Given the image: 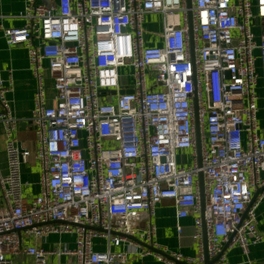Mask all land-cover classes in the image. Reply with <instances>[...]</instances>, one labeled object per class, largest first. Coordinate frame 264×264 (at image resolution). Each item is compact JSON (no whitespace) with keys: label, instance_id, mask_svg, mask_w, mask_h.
I'll use <instances>...</instances> for the list:
<instances>
[{"label":"built area","instance_id":"built-area-1","mask_svg":"<svg viewBox=\"0 0 264 264\" xmlns=\"http://www.w3.org/2000/svg\"><path fill=\"white\" fill-rule=\"evenodd\" d=\"M191 4L193 54L185 0H24L17 15L22 27H3L0 13L6 43L26 48L36 80L27 119L34 150L15 135L18 119L7 98L13 81L0 75L6 156L5 172L0 165V264L19 256L33 264L52 257L53 264H126L137 251L131 245L113 251L128 238L111 231L158 249L141 246L138 253L163 264H203L204 231L208 259L225 244L248 254L264 240L256 219L264 189L248 207L264 186V106L262 123L257 115L264 99L258 93L259 85L264 91V0ZM147 12L162 14L159 46L145 44ZM254 19L263 27L259 35ZM179 149L191 150L186 167L177 163ZM31 157L39 167V191L26 198L21 166ZM163 199L174 202L177 218L193 215L194 256L154 240L149 218ZM56 234H72L74 246L39 243ZM94 238H104L107 248L94 250ZM222 255L212 264H228Z\"/></svg>","mask_w":264,"mask_h":264},{"label":"crops","instance_id":"crops-1","mask_svg":"<svg viewBox=\"0 0 264 264\" xmlns=\"http://www.w3.org/2000/svg\"><path fill=\"white\" fill-rule=\"evenodd\" d=\"M23 7L24 0H0L2 26L6 28L22 27L24 20L17 15L22 11ZM143 28L146 45H161L162 40L159 35L162 31V14L160 12L145 13ZM262 30L263 27H261L259 19H254L253 31L255 35H259ZM0 75L5 83L8 82L9 78L13 81V89L7 93V98L10 100L13 116L18 119V127L15 135L23 146L35 150V132L29 125L27 119L33 106L36 80L29 66L26 48L21 45H8L2 31H0ZM45 90L48 98L47 104L51 105L53 104V89L51 86V76L47 73L45 74ZM258 93L261 96L264 94L260 85L258 87ZM263 106L264 99L260 98L258 100L259 111L257 115L261 123L263 119ZM3 132V124L0 123V165L2 171L5 172L6 156ZM260 176L264 179V172ZM21 179L25 183L23 195L26 198L35 196L39 191V167L33 157L29 159L28 163L22 164ZM149 219L154 226V240L161 248L180 252L188 257L196 254L197 243L192 238L194 231L193 215L177 218L174 202L171 199H163L155 205L153 214ZM256 219L257 229L264 236V194L259 198L256 207ZM145 223V219H141L138 222V227H144ZM177 225L181 226L180 232L176 229ZM128 240L132 243L130 244ZM128 240L122 241L118 246H111L113 251L125 250L127 247H130L129 245L134 246L137 252L128 254L126 264H163L153 254L140 255L138 252L141 246L144 245L131 239ZM55 242L68 243L69 246L73 247L74 236L72 234H56L49 235L45 239H39V243L46 247L51 246ZM92 243L94 250L103 251L107 248L104 238H94ZM152 250L153 252H159L158 249ZM222 256L228 264H247L248 262L251 264H264V240L251 245L248 254H244L236 245L227 246ZM21 258H24V261ZM19 262L21 264H33L29 257H14V264H19Z\"/></svg>","mask_w":264,"mask_h":264},{"label":"water","instance_id":"water-1","mask_svg":"<svg viewBox=\"0 0 264 264\" xmlns=\"http://www.w3.org/2000/svg\"><path fill=\"white\" fill-rule=\"evenodd\" d=\"M186 7H187V17H188V29H189V38H190V51L191 54H193V43H192V12H191V8H192V4H191V0H186ZM128 92H131V90H127ZM124 92L122 89L119 90V93ZM111 93L113 95L116 94V90H111ZM194 110H195V115H196V102H194ZM195 125H196V145H197V155H198V161L200 163V138H199V131H198V125H197V119L195 120ZM198 182H199V188H200V204H201V209L202 211L204 210V192H203V181H202V174L199 173L198 175ZM264 189L263 187H259L253 194L251 197V201L249 202L248 207L253 203V201L256 199V197L259 195V193L262 192V190ZM95 229L99 230V231H103V229L101 228H96ZM112 234L115 235H121L124 236L128 239H131L133 241H136L150 249H152V247H149V245H146L144 242L138 240L137 238H135L132 235H124V234H120L114 231H111ZM203 245H204V262L203 264H212L214 262H216L218 260V258L222 255V253L224 252V250L227 247V244L224 245L222 251L213 259H208L207 256V252H206V235H205V231L203 234Z\"/></svg>","mask_w":264,"mask_h":264},{"label":"rangeland","instance_id":"rangeland-1","mask_svg":"<svg viewBox=\"0 0 264 264\" xmlns=\"http://www.w3.org/2000/svg\"><path fill=\"white\" fill-rule=\"evenodd\" d=\"M122 70L125 74L128 75L131 69L129 67H125ZM129 80H131L130 77H124L123 78V82L128 83ZM176 160H177V163L179 166H185L186 167L188 165L189 161L191 160V150L190 149H179V150H177L176 151ZM21 260L24 261V258H21ZM55 261H56L55 257H52V259L50 260V262L48 264H53V263H55ZM61 261L71 263V262H74V259L70 258V257H62ZM19 264H21V262H19Z\"/></svg>","mask_w":264,"mask_h":264}]
</instances>
